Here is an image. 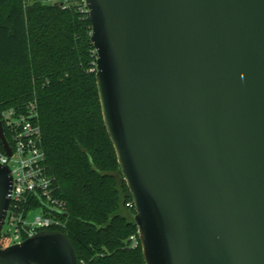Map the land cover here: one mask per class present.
I'll list each match as a JSON object with an SVG mask.
<instances>
[{"label": "water", "instance_id": "water-1", "mask_svg": "<svg viewBox=\"0 0 264 264\" xmlns=\"http://www.w3.org/2000/svg\"><path fill=\"white\" fill-rule=\"evenodd\" d=\"M85 4L146 264H264V0ZM0 139L12 155L2 121ZM12 185L0 163V237ZM0 264L79 263L42 230L0 242Z\"/></svg>", "mask_w": 264, "mask_h": 264}, {"label": "trees", "instance_id": "trees-1", "mask_svg": "<svg viewBox=\"0 0 264 264\" xmlns=\"http://www.w3.org/2000/svg\"><path fill=\"white\" fill-rule=\"evenodd\" d=\"M92 30L83 0H0V122L37 102L46 165L67 211H52L63 225L51 230L68 236L79 264H146L102 113Z\"/></svg>", "mask_w": 264, "mask_h": 264}, {"label": "built area", "instance_id": "built-area-1", "mask_svg": "<svg viewBox=\"0 0 264 264\" xmlns=\"http://www.w3.org/2000/svg\"><path fill=\"white\" fill-rule=\"evenodd\" d=\"M51 1L68 4L71 0ZM2 122L12 149V155H9L4 147L0 148V163L9 166L13 176L11 202L1 232V245L7 247L22 243L26 237L42 230L61 227L63 223L43 204L62 209L55 194L53 176L46 165L37 102H31L21 110L8 109L3 113ZM128 206L132 204L128 203ZM36 210L37 215L31 219V213ZM132 240L135 246L137 238L132 236Z\"/></svg>", "mask_w": 264, "mask_h": 264}, {"label": "rangeland", "instance_id": "rangeland-1", "mask_svg": "<svg viewBox=\"0 0 264 264\" xmlns=\"http://www.w3.org/2000/svg\"><path fill=\"white\" fill-rule=\"evenodd\" d=\"M38 211H34L31 213L30 218L33 219L37 215Z\"/></svg>", "mask_w": 264, "mask_h": 264}]
</instances>
